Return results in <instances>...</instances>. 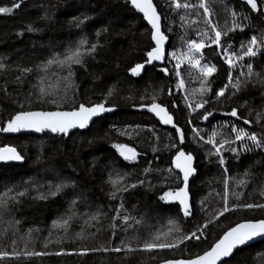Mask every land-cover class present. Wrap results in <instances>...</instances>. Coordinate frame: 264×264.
Here are the masks:
<instances>
[{"label":"trees","instance_id":"trees-1","mask_svg":"<svg viewBox=\"0 0 264 264\" xmlns=\"http://www.w3.org/2000/svg\"><path fill=\"white\" fill-rule=\"evenodd\" d=\"M153 2L161 15L169 49L174 48L182 55L188 40L206 39L199 35L203 32L214 36L204 20L203 10L198 7L200 0H178L182 5L197 6L192 9H175L172 0ZM257 2L264 4V0ZM14 3L20 6L10 14H0V64L4 65L0 70V125L20 110V101L25 108L34 110L52 107L39 103L35 96L41 87L46 91L59 90L63 95L64 71L52 65L41 75L39 66L53 55L61 58L65 50L81 38L88 40L85 48L91 43H97L98 47L95 53L84 58L82 66H73L76 103L94 104L106 98L107 105L114 106L116 111L96 120L85 132L72 133L68 139L50 134L40 137L0 135L2 143L7 141L24 157L21 165H0V191L13 185L24 191L23 195L11 196L8 206L13 211L7 213L5 221L8 223L13 219L14 222L8 223L7 227L1 225L0 250L11 251V240L17 241L23 234L32 242L16 244V251L50 253L40 257L22 256L11 264H156L166 259H178L187 255L185 245L191 247L196 242L184 241L173 250H147L143 243L156 236L179 243L186 230L191 231L204 220L213 218L214 212L223 206L225 179L228 180L230 205L264 203V178L261 177L264 174V148L253 147L246 151L241 149V142H236L232 146L237 148L238 158L230 151H223L228 170L225 174L217 156L208 154L214 149L194 137L191 131L192 127H197L204 139L215 131L214 139L218 142L234 139L230 129L234 123L264 141V47L259 49L256 57L236 61L233 82L241 71L244 72L239 77L240 88L237 91L229 86L219 102L215 92L228 83V68L216 47L212 45L202 50L204 59L201 63L208 62L217 67V72L208 78L211 90L207 93L201 92L199 72L190 69L187 60L182 61L181 76L187 102L212 101L205 105V109L213 113L208 121L199 119L205 110L200 109L191 116L192 124H188L185 96L174 90L175 80L171 74L165 76L159 71L164 65H146L140 76L130 75V67L146 59L145 52L152 43L148 28L126 0H0V7H12ZM204 3L209 8V19L222 32V46L230 45V51H241V45L246 47L252 35L258 39L264 37V15L252 13L246 5L235 0H204ZM224 32H227L226 36ZM248 63L253 65L251 75L246 67ZM23 67L32 71L22 75L20 69ZM17 76H22L23 83L16 80ZM110 88L113 91L108 96ZM170 89L172 95L168 94ZM30 95L33 97L31 102L27 99ZM154 97L156 102L166 104L174 113L175 122L178 121L186 136L180 147L194 155L196 173L189 182L193 217L187 221L177 203L159 199L179 181L174 175L175 170L171 174L168 172L175 149L165 147L174 139V129L162 128L156 119L139 111L140 104L150 105ZM233 108L237 109L240 120L224 115ZM243 119H248L249 124L245 125ZM225 121L229 122L228 127L224 126ZM18 140L34 143L36 147L24 150ZM115 143L134 146L139 153L137 161L129 163L119 157L112 147ZM245 143L251 145V141ZM34 148L38 149L36 153ZM36 163L37 168H34ZM111 164L132 172L131 182L122 187L112 186L105 176ZM47 172L68 183L56 195L42 199L36 196L44 191L40 178ZM133 184L136 186L131 187ZM73 198L77 201L71 206ZM85 209L104 214L98 222L93 220L89 227L75 224L70 233H56L54 239L47 238L44 246L36 245L39 240H45L39 239L43 237V229L49 228L57 216L72 210L77 217H86ZM122 215L130 217L127 223L123 222ZM260 218H264V209L238 207L219 220L223 228L236 221ZM171 220L179 229L177 233L168 224ZM113 247H120L122 251L113 252ZM61 250L62 254L56 255ZM82 251L85 254L81 255ZM192 251L197 249L192 247ZM229 260L231 264H264V240L236 251Z\"/></svg>","mask_w":264,"mask_h":264},{"label":"snow or ice","instance_id":"snow-or-ice-1","mask_svg":"<svg viewBox=\"0 0 264 264\" xmlns=\"http://www.w3.org/2000/svg\"><path fill=\"white\" fill-rule=\"evenodd\" d=\"M126 3L130 5V9L134 10L136 13L141 14L147 25H150V40L154 46H150V49L145 52L146 59L143 62H138L134 66L130 67L129 72L132 77H138L145 70L146 65H154L153 62L163 63L166 58L169 62L177 56L176 52L171 53L166 52L165 44L167 36L161 27V16L157 11V7L153 0H126ZM248 6H250L251 12L260 13L264 15V4H258L257 0H246ZM19 3H14L12 7H0V14H10L13 12L14 8H18ZM172 6L175 9H192L197 6L194 4L184 3L183 5L178 2V0H172ZM200 9H203V17L211 30L213 35L208 32L200 33L202 37L206 39L190 40L186 44V50L183 54L177 58L174 68L160 67L159 71L165 76L174 73L177 78V83L175 88L183 91L185 87V82L181 78V63L187 59L190 69H195L200 74L201 79V92H209L210 85L208 83V78L212 77L217 72V67L215 64H210L208 62L201 63L204 59L202 50L206 47H211L215 45L217 53L220 55V59L225 65H227L228 73V83L221 87L215 92V99L217 102L220 101L221 97H225V93L228 91L229 86L234 90H239L241 85L240 76L244 75L241 71L237 76L235 82H233V70L237 67L236 61H243L245 57H256L258 51L261 47H264V37L258 39L256 35H252L250 40L245 47L241 45V51H230V45L228 47H223L221 44L222 32L218 29L216 25L213 24L212 20L209 19L210 13L209 8L204 3V0H200L198 5ZM199 15V13H197ZM235 17V13H233ZM29 31L32 29L29 27ZM234 29H229L232 31ZM243 30V29H241ZM106 31V30H105ZM223 35H227L224 32ZM88 45V40L86 38H81L76 46L69 47L65 50L63 58L59 55H53L48 58L42 65L40 69L47 73L48 69L52 65H56L58 68L64 71L62 79L64 81V92L63 95L59 90L46 91L43 87L39 88L38 95L35 99L42 104H49L52 107L47 109L34 110L31 107L25 108L23 101L18 102V107L20 110L16 111L5 124L0 125V132L3 133H20V132H34V133H51L55 135H61L63 137L69 136L73 130H83L90 126V124L95 123L94 118H102L105 113H110L115 110L114 106L107 105L106 98L101 102L94 104L76 103L77 93L74 91V65H83L84 57L86 55H91L97 50V43H91ZM243 68V65H239ZM249 75L252 73L253 65L248 63L246 65ZM4 68L3 64H0V70ZM31 68L23 67L20 69L22 75L30 73ZM43 79V77H41ZM16 80L23 83L22 76H17ZM69 91H71V98H69ZM113 88L109 89L108 96L112 95ZM169 95L173 92L170 89ZM234 94V93H233ZM29 102L33 99L30 95L27 97ZM143 99V97H141ZM185 100L188 101V96H185ZM212 101L210 99H201L195 103H186L188 109L189 119L188 124H192L191 116L200 109H205L206 104H210ZM65 104L70 106L65 107ZM140 108H147L149 113L159 121L162 125H169L174 129V139L170 140L169 145L165 147L174 148L175 152L171 158V167L168 172L171 174L175 170V177L179 181L174 189L166 190L159 196V199L164 202H175L179 205L180 213L185 221L189 217H193V206L190 203V187L189 180L190 177L194 176L196 169L193 166L194 155L187 151L186 149L180 147L186 141L185 132L182 127L179 126L178 121L174 122V113L171 112L170 108L166 104H161L156 102L155 97L150 105L140 104ZM172 107H176L172 104ZM224 115L240 120L241 117L238 115L236 108L231 109V111L225 112ZM213 116L211 111L205 109L200 113L199 119L203 121H208L209 117ZM245 125L249 124L248 119H243ZM224 126L228 127L229 122L225 121ZM231 133L234 134V139L226 138L221 139L218 142L214 139L217 135L215 131L212 132L208 139H204L201 135L200 130L197 127H192L191 131L194 137H199L205 144L211 145L214 152H209V155H215L218 158V163L221 168L224 169L225 174L227 173L226 161L223 156V151H230L238 158V151L236 147L232 145L236 142H241L240 147L242 150L251 151L253 147L264 148V141L258 139L255 133L249 134L244 130V128H238L234 123L230 125ZM123 135V133H121ZM245 141H251V145L245 143ZM228 146L227 148L225 146ZM112 147L116 150L119 157L124 161L133 163L137 161L139 153L134 146H128L125 143H115ZM24 157L20 154L17 149L13 146H3L0 147V162L7 161H22ZM147 171V170H146ZM143 183V181H140ZM225 192L223 196V206L218 212H214L213 218L206 219L202 223H199L197 227L191 231H185V234L180 238L179 243L174 239H160L159 236L147 240L143 243V248L147 250L152 249H177L180 244L184 241H194L191 247L185 245L187 255L178 259H166L163 264H231L229 258L234 254V251L239 249L241 246L247 245L249 242L253 241L256 237H264V218L256 220H240L234 223H230L227 227L221 228L220 217H223L226 213L235 211L238 207H243L247 209L260 208L264 209V203H247L243 205L229 204L228 201V180H224ZM66 185H56L55 191L51 195H56L61 191V188ZM133 184L131 187H135ZM23 195V193H19ZM114 195V193H113ZM43 198V197H41ZM75 203V201L73 202ZM13 211L7 205L6 201L0 198V222H4V217L6 213ZM119 213V209H116ZM116 217H114L115 219ZM130 217L128 215H122L123 222L127 223ZM19 221H16L18 223ZM11 224V221H8ZM67 223V221H65ZM179 231V229H177ZM213 233H215L213 235ZM115 237V232L112 233ZM12 250L7 249L0 250V264H11L13 260H19L22 256L27 257H40L43 255H48L50 253H45L41 251H24L23 253L16 251V241L11 240ZM192 247L196 248L197 251L193 252ZM107 250V249H106ZM131 250V249H129ZM57 252L56 255L62 254ZM111 251L119 253L122 251L120 247H113ZM71 254V253H69ZM85 254L84 251L80 253Z\"/></svg>","mask_w":264,"mask_h":264},{"label":"rangeland","instance_id":"rangeland-1","mask_svg":"<svg viewBox=\"0 0 264 264\" xmlns=\"http://www.w3.org/2000/svg\"><path fill=\"white\" fill-rule=\"evenodd\" d=\"M162 26H163V21H162ZM166 32H167V34L170 33V35H171L170 31L167 30ZM188 41H190V40H188ZM77 42L73 43L71 45V47L74 48L76 46ZM187 42H186V44H187ZM186 44H185V47H186ZM173 51L176 52L177 56L175 58H173L171 60V62H169L168 58H166L164 67L167 66L170 69L174 68V65L176 63L177 58H179L181 56L180 53H178L174 48H171V49L168 48L167 52L171 53ZM87 56H89V55H86L85 57H87ZM61 58H63V56ZM185 60H187V59H185ZM181 68H182V63H181ZM181 68H180V71H181ZM43 73L44 72L42 70H40V74L42 75ZM170 74L172 75L173 79L175 80V84H176L177 83V78L175 77L174 73H170ZM181 78H182V76H181ZM174 90L175 91H179L182 95L186 96L185 87H184V90L181 91V90L176 89L175 85H174ZM17 143L24 150L28 149V147H36V145L34 143H29L26 140H18ZM6 145L7 146H11V145H9V143L7 141H4L2 143L1 140H0V146L1 147L6 146ZM206 145H208V144H206ZM208 146L211 147V145H208ZM37 151H38V149L34 148V152L36 153ZM34 168H37V163H36V165H34ZM131 175H132V172H129V170H124V169H121L119 167L117 168L113 164L110 165L109 169L107 168V171H106V174H105L107 181L112 186L116 185L117 187H122V186H125V185L129 184V182H131V180H132V176ZM261 177L263 179L264 178V174H262ZM40 180H41V185L44 186V191L39 194V195H42V196H39V195L36 196V197H39V198H41V197L45 198V197H48V195H51V193L55 191L56 185H66V186L63 187V189H65L67 187V183H68L67 181H63V178L59 179L56 176L53 177V174H51L50 172L49 173L48 172L45 173L43 178H40ZM29 187L33 191H36L33 186H29ZM12 189H16V188H14V185L11 186L9 189H3L2 188V190L0 191V198L4 199L6 201V203H7V205L10 204L11 201H12L11 200L12 199L11 196L15 195L14 196V198H15L16 195H19V193H23L24 194V191H19V188L16 189V190H12ZM48 191L50 192L49 194H48ZM36 192L39 193V191H36ZM33 197H35V196H33ZM74 201H75V203H73ZM76 201H77V198H73V200H72L70 205L74 206L76 204ZM80 202H81V200H80ZM84 212L87 214V216L86 217H81V218L77 217L76 212H74L72 210H71L70 213H68L66 215L57 216L56 219L54 220V222L52 223V225L49 228L43 229V237H41L39 239H45V240H39L38 243H36V245L37 246H44L47 243V238H49V239L53 238L54 239L55 235L57 236L56 233H59V234H61V232L62 233H64V232L65 233H70L72 231V229L75 228V224H80V227H82V228L89 227L93 220H96V222H98L99 219L104 214V213L98 214L96 212H89L88 209H85ZM8 215L9 214H7V213L5 214L4 222H0V227H1V225L3 227H7L8 226V223L5 221V219H7ZM65 221H67V223H65ZM11 222L13 223L14 220L12 219ZM168 224L170 226H173V232L177 233L178 227L175 225L174 220H171V222H169ZM9 225H11V224H9ZM6 234H7V231H6ZM6 234H5V236H6ZM58 238H59V236H58ZM25 242H32L31 238L21 234V237L18 238V240L16 241V244L22 245Z\"/></svg>","mask_w":264,"mask_h":264},{"label":"water","instance_id":"water-1","mask_svg":"<svg viewBox=\"0 0 264 264\" xmlns=\"http://www.w3.org/2000/svg\"><path fill=\"white\" fill-rule=\"evenodd\" d=\"M236 1L239 2V3H241V4L246 5L247 8L251 11L250 6H248L247 3H246V0H236ZM135 13H136V12H135ZM252 13H253V12H252ZM254 14H258V13H254ZM136 15H138V16L141 17V14L136 13ZM141 18H142V17H141ZM142 20H143V19H142ZM143 22H144V24L147 26L148 30H150V25H147V22L144 21V20H143ZM161 27H162V19H161ZM162 31H163V29H162ZM151 43H152V42H151ZM152 46H154L153 43H152ZM167 47H168V40H166V44H165L166 52H167ZM153 63H154V65H156V66H162V65H164V63H165V60H164L163 63H161V62H153ZM148 66H151V65H148ZM115 111H116V109H115L113 112L105 113V114L103 115V117L108 116V115H112L113 113H115ZM139 111L142 112V113H146V114L150 115L151 117L155 118V117L153 116L152 113H149V112L147 111V108H146V107H144V108H139ZM103 117H102V118H103ZM94 119H95V121H96V120H98V119H100V118H94ZM174 122H175V120H174ZM92 124H93V123H92ZM92 124H90V126H91ZM90 126H89L88 128H90ZM161 126H163V127H165V128H170V129H172L171 126H169V125H162V124H161ZM88 128L83 129V130H73L72 133H75V132H80V133H82V132H85ZM46 133H47V132H44V133H34V132H23V131L20 132V133H3V132H0L1 135H3V136H10V137H11V136H12V137H13V136H20V135H24V136H42L43 134H46ZM72 133H70L69 136H70ZM49 134H51V133H49ZM53 135H55V134H53ZM60 136H61V135H60ZM69 136L64 137V138H65V139H68ZM23 162H24V159H23L22 161H7V162H0V165H21ZM189 182H190V180H189ZM189 218H191V217H189ZM189 218H188V219H189ZM263 240H264V237H256V238L253 239V241L249 242V243H248L247 245H245V246H241V247H240L239 249H237V250H240V249L246 248V247H248V246H250V245H252V244H254V243H257V242H260V241H263ZM237 250L234 251V254H235V252H236ZM234 254H233V255H234ZM233 255H232L231 257H233ZM231 257H229V258H225V259H230ZM157 264H163V261L160 262V263H157Z\"/></svg>","mask_w":264,"mask_h":264},{"label":"bare ground","instance_id":"bare-ground-1","mask_svg":"<svg viewBox=\"0 0 264 264\" xmlns=\"http://www.w3.org/2000/svg\"><path fill=\"white\" fill-rule=\"evenodd\" d=\"M236 1V0H235ZM237 2V1H236ZM239 3V2H238ZM241 4V3H240ZM244 5V4H243ZM134 11V10H133ZM158 11V10H157ZM135 12V11H134ZM159 13V12H158ZM136 14V13H135ZM138 16V15H137ZM161 16V15H160ZM140 17V16H139ZM141 18V17H140ZM142 19V18H141ZM162 19V18H161ZM143 21V20H142ZM144 23V22H143ZM147 27V26H146ZM163 29V28H162ZM150 32V31H149ZM168 40V39H167ZM167 51H168V47H167ZM163 66V65H162ZM150 116V115H149ZM151 117V116H150ZM153 118V117H152ZM154 119H156V118H154ZM157 120V119H156ZM158 121V120H157ZM159 122V121H158ZM159 125L161 126V124L159 123ZM162 128H165V127H163V126H161ZM89 129V128H88ZM165 129H169V130H172V129H170V128H165ZM46 134H49V133H46ZM50 135H53V134H50ZM24 136V135H23ZM32 137H40V136H32ZM255 244V243H254ZM241 250V249H240ZM238 251V250H237ZM236 253V252H235ZM232 258V257H231ZM230 258V259H231ZM160 263V262H159ZM157 264V263H156Z\"/></svg>","mask_w":264,"mask_h":264},{"label":"flooded vegetation","instance_id":"flooded-vegetation-1","mask_svg":"<svg viewBox=\"0 0 264 264\" xmlns=\"http://www.w3.org/2000/svg\"><path fill=\"white\" fill-rule=\"evenodd\" d=\"M1 135V134H0ZM3 137V135H1ZM5 137H10V136H5ZM12 137V136H11ZM1 147V146H0Z\"/></svg>","mask_w":264,"mask_h":264}]
</instances>
